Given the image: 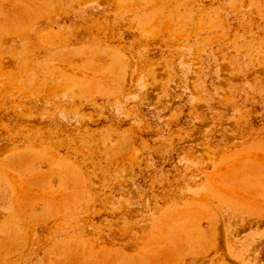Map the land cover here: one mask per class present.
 I'll list each match as a JSON object with an SVG mask.
<instances>
[{
    "label": "rangeland",
    "instance_id": "obj_1",
    "mask_svg": "<svg viewBox=\"0 0 264 264\" xmlns=\"http://www.w3.org/2000/svg\"><path fill=\"white\" fill-rule=\"evenodd\" d=\"M0 264H264V0H0Z\"/></svg>",
    "mask_w": 264,
    "mask_h": 264
}]
</instances>
